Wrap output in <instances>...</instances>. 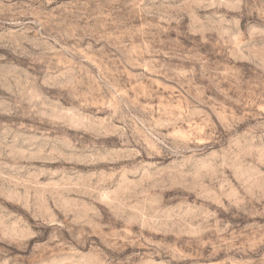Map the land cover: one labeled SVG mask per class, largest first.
Segmentation results:
<instances>
[{"label": "clouds", "instance_id": "obj_1", "mask_svg": "<svg viewBox=\"0 0 264 264\" xmlns=\"http://www.w3.org/2000/svg\"><path fill=\"white\" fill-rule=\"evenodd\" d=\"M0 264H264V0H0Z\"/></svg>", "mask_w": 264, "mask_h": 264}]
</instances>
